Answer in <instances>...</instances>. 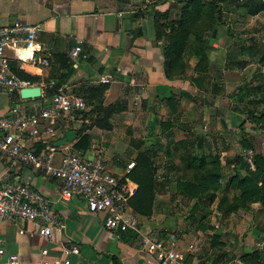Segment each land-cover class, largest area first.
Listing matches in <instances>:
<instances>
[{"label": "crops", "instance_id": "obj_1", "mask_svg": "<svg viewBox=\"0 0 264 264\" xmlns=\"http://www.w3.org/2000/svg\"><path fill=\"white\" fill-rule=\"evenodd\" d=\"M175 2L0 0V27L15 22L40 25L36 55L48 60V65L43 66L30 61L27 51H8L9 56H15L12 67L31 75V83L42 89V96L22 99L20 91L2 93L0 116L10 115L18 108L39 113L50 103L47 92L56 84L59 93L75 96L80 90L86 92L104 86L102 106L121 103L125 110L111 117L110 130L94 125L96 113L91 118L78 116L81 112L74 117H62L57 138L61 140L67 132H75L76 139L66 144L71 150H77L74 145L83 132L91 137L85 153L90 158L104 159L108 170L120 178L127 167L124 161L137 158L139 153L130 144L131 140L147 141L143 150L149 148L155 157H168L167 167H179L189 150L192 156L204 158L208 163L219 160L226 181L231 173L245 174L243 166L234 164V160L244 151L252 152L253 156L264 155V129L252 121L254 115L264 112V93H258L262 87H241L246 91L237 96V104L229 99L225 92L227 82L245 79L251 72L246 59L240 66L229 68L224 62L229 54L221 48L230 42L214 36L202 44L207 49L208 70H200L199 57L190 49L186 54V72L170 78L167 42L165 37L157 35L155 13L170 10L171 19L175 20L181 6ZM79 44L82 51L73 58L71 52ZM199 45L190 40V46L197 49ZM68 66L73 68L70 74ZM104 76H110L111 82L102 83L100 79ZM95 103L93 100L86 112L94 109ZM243 140H248L255 150L243 149ZM59 160L58 155L56 162ZM167 167L163 174L160 169L157 171L154 213L151 218L142 219L144 230L154 239L170 242L178 249L198 246L200 250L186 255V264L242 263L239 257L252 254L260 244V237H264L261 203L253 202L249 210L239 209L227 215L218 210L219 199L190 200L182 194L166 197L165 188L172 184ZM0 179H15L41 191L53 201L55 215L65 224L64 231L55 233L51 243L41 239L35 227L26 221L0 223V238L6 252L18 254L23 264H34L46 247L50 249L49 258L56 260L63 247L72 245L80 248V254L73 257L74 264H158L133 232L108 229L105 215L91 214L80 198L60 200L58 183L39 170L26 166L13 168L0 160ZM134 186L138 185L134 183ZM172 203L176 207L189 206L188 212H169L167 208ZM204 234L213 235L212 242L198 243Z\"/></svg>", "mask_w": 264, "mask_h": 264}, {"label": "built area", "instance_id": "obj_2", "mask_svg": "<svg viewBox=\"0 0 264 264\" xmlns=\"http://www.w3.org/2000/svg\"><path fill=\"white\" fill-rule=\"evenodd\" d=\"M41 26L15 22L0 27V94L21 91L33 84L20 78L12 68L14 53L27 51L33 63L48 65L47 58L37 57L36 42ZM82 51L77 45L71 52L76 58ZM18 58L24 59L18 55ZM110 83V76L100 79ZM87 104L81 97L57 93L50 103L39 113L22 111L19 108L7 116H0V160L11 167L26 166L37 169L58 183V198L71 200L80 198L85 201L91 214H104L105 226L110 230L136 234L139 244L158 264H186V255L198 250L196 245L178 249L170 242L154 239L144 228L142 219L132 206L131 199L138 186L128 177L135 168L131 161L120 178L107 168L104 159L92 157L83 151L71 150L66 145L57 146V130L60 119L86 111ZM41 147V149H39ZM253 157L252 152H248ZM60 160L56 162V156ZM254 167L253 161L248 162ZM124 181V182H123ZM26 221L31 223L41 239L53 242L55 233L65 229L63 220L55 215L53 201L28 183L13 179H0V223ZM23 234L24 231L20 230ZM80 254L77 245L63 247L59 258H49L50 249L43 248L41 258L34 264H74L73 257ZM0 264H23L20 256L7 253L0 238ZM196 264H201L198 262ZM206 264H213L212 262Z\"/></svg>", "mask_w": 264, "mask_h": 264}, {"label": "trees", "instance_id": "obj_3", "mask_svg": "<svg viewBox=\"0 0 264 264\" xmlns=\"http://www.w3.org/2000/svg\"><path fill=\"white\" fill-rule=\"evenodd\" d=\"M167 1L169 0H164V2ZM175 1L181 4L179 15L175 20L171 19L170 10L155 13L157 35L158 37H165L167 42L165 51L166 58L169 61L168 72L170 78H175L179 73L184 74L186 72V54L190 49H193L192 51L199 57L200 70L202 72L208 70L207 49L202 44L206 43L207 38H212L214 31L217 29L220 21L221 5L228 1L238 2L239 0ZM258 11V8H254L251 13L256 14ZM167 29H170V32H166ZM191 39L201 44L200 47L196 49L190 46ZM248 49L256 51L257 46L253 44L248 46ZM68 69L69 74L72 73V66H68ZM13 70L20 78L32 82L33 77L31 75L15 68ZM58 88L59 85L56 84L49 89L47 97L52 98L59 93ZM105 89L104 86H98L86 92L78 91L76 94L78 97L85 98L87 106L89 104L93 105V100H96L98 104L95 103L94 109L89 112L85 111L77 113V115H83V118H91L96 113L94 125L101 129L110 130L112 129L111 117L124 111L125 106L117 103L114 106L103 107L102 100ZM252 121L264 129V112L258 116L254 115ZM90 143L91 137L82 132L74 147L77 150L86 152ZM146 143L147 141L143 140L130 141V144L139 151L136 166L128 176L132 182L138 185L130 203L141 219L152 217L158 192V167L153 159L155 157L154 153L149 148L143 150ZM242 148L255 150L248 140H243ZM235 162L243 166L245 174L236 173L226 181L224 167L219 160L208 163L204 158H195L188 150L181 158V164L178 168L182 169L183 172H190V177L189 179L182 178L177 181L176 187L185 198L190 200L196 198L214 202L219 199L218 210L223 214L228 215L239 209L249 210L253 202L261 203L264 209V155L255 153L254 170L250 164L243 160L242 156H238ZM241 259L246 264L247 260H250V262L252 260L256 261V255L255 253L244 254ZM248 264L252 263L248 262Z\"/></svg>", "mask_w": 264, "mask_h": 264}, {"label": "rangeland", "instance_id": "obj_4", "mask_svg": "<svg viewBox=\"0 0 264 264\" xmlns=\"http://www.w3.org/2000/svg\"><path fill=\"white\" fill-rule=\"evenodd\" d=\"M254 8L259 9L258 13H251ZM219 17L220 21L217 25L215 38L226 39L230 42L228 45L225 47L222 46L221 48L225 54H229L224 62H226V65L229 68H233L237 65L240 66V62L242 63L246 59L247 65L249 66L248 70L251 72L245 79L238 78V80H229L227 85H225V92L228 93L230 97L229 99L232 100V102L234 101L235 104H237L235 102L237 100V96H241V93L246 91V89H243V91L241 87L247 85H253L252 87L261 86L262 90L261 92L258 91V93H261L262 95V93H264V0H239L238 2H225L221 5ZM253 44L257 46L256 51L248 49V46ZM252 53L253 55H251ZM244 54L247 55L245 58ZM255 97H253L252 100H256ZM259 148L260 150L262 149L261 143L259 144ZM240 156H242L246 163L251 162V160L253 161L254 157L246 151H244ZM130 159L132 158H127V160L124 161L126 165H128L131 161H136V158H133V160ZM153 159L155 165L158 169H160V174H163L165 168L168 166L167 163L169 162V158L159 156L153 157ZM235 163L236 162L234 160V164ZM167 168L169 169V173L172 175L168 180L173 185L171 184V186L165 188V196H170L171 198L180 196L182 193L178 190V187H176V182L180 181L182 178L189 179L190 172H183L181 171L182 169L177 166ZM228 176H232V173ZM187 207L189 206L186 205L185 208L184 206L181 207L178 205V207H176L172 203L167 209L169 212H174L173 214H180L188 212ZM212 236L213 235L211 234H204V236H202V238H200L197 242H203L204 244L210 243L212 242ZM198 249L200 250V248ZM253 253L256 255V261L252 260L250 262V260H247L246 264H248V262L252 264H264V237H260V244L256 245V249ZM241 257L242 255L239 258L241 259ZM240 264L245 263L242 261Z\"/></svg>", "mask_w": 264, "mask_h": 264}, {"label": "water", "instance_id": "obj_5", "mask_svg": "<svg viewBox=\"0 0 264 264\" xmlns=\"http://www.w3.org/2000/svg\"><path fill=\"white\" fill-rule=\"evenodd\" d=\"M217 31H214L213 36H216ZM20 95L22 99H37L42 96V89L39 86H32L27 88H22L20 91ZM76 139V134L73 131L67 132L65 137L59 140L56 145L64 146L67 143H72ZM91 160V158H90Z\"/></svg>", "mask_w": 264, "mask_h": 264}, {"label": "bare ground", "instance_id": "obj_6", "mask_svg": "<svg viewBox=\"0 0 264 264\" xmlns=\"http://www.w3.org/2000/svg\"><path fill=\"white\" fill-rule=\"evenodd\" d=\"M24 55V54H23ZM24 58V57H23Z\"/></svg>", "mask_w": 264, "mask_h": 264}]
</instances>
